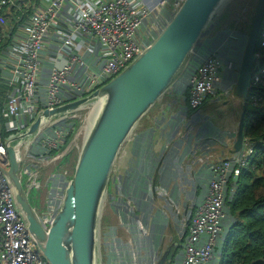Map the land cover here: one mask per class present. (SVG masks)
I'll use <instances>...</instances> for the list:
<instances>
[{
  "label": "built area",
  "instance_id": "obj_1",
  "mask_svg": "<svg viewBox=\"0 0 264 264\" xmlns=\"http://www.w3.org/2000/svg\"><path fill=\"white\" fill-rule=\"evenodd\" d=\"M41 1V8L28 12V6L19 0H0V39L9 38L11 46L7 54L0 55L4 60L0 68L8 71V86L17 90L0 107V264H48L30 236L28 224L17 208L13 189L3 173L9 169L4 132L21 133L32 124L39 111L53 110L103 87L158 37L164 26L160 24V9L170 5L173 17L185 0H162L156 9L143 7L138 0ZM248 2L253 6L250 11L253 14L256 0H247L243 11ZM12 13L14 25L7 19ZM257 49H264V18ZM259 62L261 57L256 53L255 67H259ZM238 64V60H229L219 50L206 56L188 79L189 108L197 112L210 98L217 97V88L223 84L222 73L232 68L238 73ZM46 69L49 74L42 84ZM260 73L264 75V68ZM74 114L42 125L34 137L17 147L18 176L21 182L26 179L28 201L46 230L62 196H51L49 188L43 196L38 194L42 168L61 160V154L55 155L56 158L53 154L72 130L69 123L77 121ZM3 120H6L5 125ZM61 123L68 124L57 129ZM253 147L244 139L235 157L213 166L207 193L187 224L178 264H211L214 260L215 244L226 230L223 224L227 219L226 191L241 170L250 166L255 154ZM55 177L59 183L63 179L53 174L48 182Z\"/></svg>",
  "mask_w": 264,
  "mask_h": 264
},
{
  "label": "water",
  "instance_id": "obj_2",
  "mask_svg": "<svg viewBox=\"0 0 264 264\" xmlns=\"http://www.w3.org/2000/svg\"><path fill=\"white\" fill-rule=\"evenodd\" d=\"M228 2L185 0L158 37L119 75L91 95L53 110L41 111L25 131L6 142L9 169L3 173L13 189L17 208L28 224L30 236L48 264H98L100 212L120 152L157 102L189 75L202 40ZM263 18L264 0H256L234 83L235 96L244 101L233 145L234 154L243 146L245 100L252 88ZM91 102H95L96 112L90 125L86 126L72 177L46 230L30 205L18 176L17 147L34 137L42 125L79 112ZM71 149L72 141L61 156ZM166 257L167 253H164L154 264H165Z\"/></svg>",
  "mask_w": 264,
  "mask_h": 264
},
{
  "label": "crops",
  "instance_id": "obj_3",
  "mask_svg": "<svg viewBox=\"0 0 264 264\" xmlns=\"http://www.w3.org/2000/svg\"><path fill=\"white\" fill-rule=\"evenodd\" d=\"M20 1L22 5L28 6V12L35 11L43 5L41 0ZM138 3L143 7L153 9L160 7L161 0H138ZM159 15L162 18V24L166 26L172 18L171 6L161 8ZM12 17L13 13L7 19L8 23L14 25V20H11ZM224 33L225 31H221L216 36L217 38L213 39L212 45L209 41L197 50L189 75L173 90L163 96L140 121L132 137L123 146L113 169L116 172L113 192L115 196L109 198L108 203L105 205L106 219L109 221L105 226L114 225V219L118 216L120 224L129 226L133 238H136L133 226L135 220L138 223L141 222L144 233L147 229L148 233L153 229H157L158 232L162 231L160 238L156 236L150 243L154 247V252L151 254L150 259H148L147 252L145 258L147 264H150L153 255H156L154 257V260H156L158 256L160 258L164 253H167V261L172 250L175 251L179 243L181 257V249L187 235V226L183 227L180 216L184 212L188 214L185 208L192 206L198 190L202 189L204 196L207 193L213 166L225 159L236 156L233 153V145L243 102L235 96L233 91L237 73L235 69L232 68L227 71L231 74L225 73L222 75V86L228 85L229 91L226 92L224 88V95L210 98L202 111L191 110L187 103V82L190 75L210 52L215 51ZM10 47H3L0 50V55L7 54ZM216 50L221 53L220 47ZM229 52L235 54L237 50L235 48L229 49V51L225 49L222 54H228ZM49 53L53 54V51L50 50ZM0 62H4V60L0 58ZM9 69L10 67H8ZM48 69L45 71L46 76L42 84L47 81ZM8 76V71H2L0 68L2 81H6ZM12 93L16 94L17 90L12 88L10 94ZM183 102L186 104L187 109L189 108V111L196 115L188 118V116L182 114ZM2 123L5 125L6 120H3ZM18 134L6 130L3 134L4 140L7 142ZM42 169H44L43 172L46 170V168ZM65 171L66 173L52 170L51 174L48 175L49 177L56 173L63 176V180L59 185L57 183L50 186L51 196L59 195L63 197V192L73 173L68 170ZM42 182H44L43 179L41 182L39 181V183ZM22 185L26 189L27 183L22 182ZM42 190L43 187L40 188L38 193L40 196L45 193ZM128 197L133 199L134 209H130V211L136 215L137 219L129 213L127 206L124 204V199H119L116 202L118 208L114 206V199H127ZM155 217H157V222ZM177 217L178 221L172 226V221L174 222ZM137 230L140 232L137 236L141 241L143 232L140 228ZM172 234L178 238V241L174 242ZM103 236L107 241L106 236ZM143 238L144 245H146L145 234ZM114 241L118 246L119 253L124 254L127 251L124 242L119 239ZM133 248V246H130L131 250ZM132 253L134 252H130L129 257L119 264H128L133 256ZM110 255L111 251L109 249L108 252L105 241H103L100 250L102 264H109V258L110 260L113 259ZM133 262L135 261L133 260Z\"/></svg>",
  "mask_w": 264,
  "mask_h": 264
},
{
  "label": "trees",
  "instance_id": "obj_4",
  "mask_svg": "<svg viewBox=\"0 0 264 264\" xmlns=\"http://www.w3.org/2000/svg\"><path fill=\"white\" fill-rule=\"evenodd\" d=\"M238 1L240 2H236L233 8L228 9L230 26L239 21L246 6V0ZM20 3L22 2L20 1ZM245 24L243 21L238 22L239 31L243 30V26L244 29L248 27L249 24ZM9 44V38L1 37L0 50ZM257 53L261 57V63L254 69L252 88L245 100L246 117L244 122V139L254 143L257 154L251 158L250 166L241 170L240 176L230 182L226 191L224 209L227 219L223 224L224 227L227 226L224 233L227 236V241L223 244L222 238L217 240L214 248V260L211 261V264H264V193L259 198L255 197L257 190H264V75L260 73V70L264 68V49H257ZM227 56L231 58L235 55L229 52ZM237 59L239 61V58ZM237 59L235 60L237 61ZM7 81H2L0 78V107L11 93ZM200 111L202 110L198 112ZM73 123H69L71 131H75L79 127L77 121ZM73 135L74 132H70L64 144L54 151V154L56 152L57 155L62 154L71 143ZM73 151L71 149L66 152L53 171L66 172L65 170H68L72 173L77 159V154ZM230 188L236 189L235 194L229 193Z\"/></svg>",
  "mask_w": 264,
  "mask_h": 264
},
{
  "label": "rangeland",
  "instance_id": "obj_5",
  "mask_svg": "<svg viewBox=\"0 0 264 264\" xmlns=\"http://www.w3.org/2000/svg\"><path fill=\"white\" fill-rule=\"evenodd\" d=\"M236 2H240V1L229 0V2H228L229 4L227 5V3H226V6L223 7V10L215 17V19H214V21H213V23L209 29V32L207 33L205 38L202 40V43L200 45V48H201L206 42H209V41L211 42V45H212L213 39L221 31L222 32L225 31V33L223 35V39L220 41L219 45H217V48L220 47L221 54L223 53V51L225 49H227L229 51V49L235 48L237 50V52L234 54L235 55L234 57L229 58V56H226L225 54H223L229 60H235V59L240 57L242 48L244 46L245 37L248 34V31H249L250 25H251V20L253 17V14L250 13L253 6L250 5L248 2L247 3L248 7H247L246 11H243V13H241V16L239 18V21H243L246 24H249L248 27L246 29H244V26H243V30L239 31L240 30V28H238L239 27V25H238L239 21L234 22V24L232 26H230L231 21H230V18L228 16V9L233 8L236 5ZM246 2H247V0H246ZM156 8L157 7H155L154 9H156ZM227 17H228V19H227ZM162 23L163 22H162V18H161L160 24H162ZM237 28H238V30H237ZM222 48L224 49L223 51H222ZM210 53H212V52H210ZM260 63L261 62H259L258 65H260ZM225 73L231 74V72L225 71L222 73V75H224ZM224 88H225L226 92L229 91V86L225 84L224 86L217 88L218 95H224ZM233 91H234V87H233ZM207 102H206V104H207ZM181 109H182L181 113L188 116V118H191L192 116L196 115L195 113L192 114L189 111V108L187 109L186 104L184 102H183V107ZM238 109H239V107H238ZM95 112H96L95 102H91L90 105H88L84 109L80 110L79 112H76L73 115L74 120H77V123H79L80 124L79 126L81 127L80 131H78L76 129H75V131H70V128H68L70 132H74L73 139H72V150H74L73 152L75 154L79 153V150H80V148L84 142V139H85V133L87 132L86 126L88 124L90 125ZM67 124L68 123H61L60 126L57 125L58 126L57 129H60L63 126H66ZM52 131L55 134V130H52ZM68 133L69 132H67V134ZM57 154L58 153L56 152L53 155V158H56L55 155H57ZM58 160L59 159L55 160L51 165H48L46 167V170L42 173V175H43L42 179L44 182L39 184L40 187H43L42 192H46V188L47 189L50 188L49 185L52 182H53V185H55L57 183L59 185V181L56 180L58 178H56V177L54 179H52V181L48 182V179L50 178V176L48 177V175L51 174V172L53 170L52 168H54L56 166V164L59 162ZM63 173H66V172H63ZM54 174L57 175L56 173H54ZM112 174H113L111 176L112 180H111V183L109 184L110 186L108 187L107 194H106V197L103 201L102 209L100 212V221H99L100 223H99V229H98V264H102L101 256H100V250H101L103 241H105L108 252H109V249L111 251L110 257L111 256L113 257V259H111V260L109 258V264L121 263L122 260L129 257L130 252H134V253H132L133 256L129 260L128 264H147L146 259H145L147 256V252H148V259H150L151 254L154 252V247H152L150 245V243L152 242L153 238H156V236L160 238L162 231L158 232L157 229H153V230H151L150 233H148L149 231L147 229L146 233H144V231H143L144 228H143L141 222L138 223L135 220L133 223V226L135 228L136 238H133L134 236L132 235L131 230L129 229V226L126 224H120L118 216H116L114 219L115 220L114 225L105 226V224L109 223V221L106 219V209H104V208H105L106 203H108L107 202L108 199L109 198L111 199L113 196H115V195H113L114 194L113 192L115 189V174H116V172L113 171ZM22 182L24 184H26V179L24 178L22 180ZM262 193H264L263 189L257 190L255 197L259 198L260 196H262ZM119 199H124L123 200L124 204L127 206L129 213L132 214L130 209H134V206L132 204L133 199H131L129 197L127 199L126 198L114 199L113 202H114V206L116 208H118L116 202H118ZM203 199H204V192L202 189H200L197 191L196 196L194 197L192 206L191 207L188 206L187 208H185V210L188 211L187 212L188 214H186L184 212L180 216L181 223H182L183 227L187 226V224L189 222V218L191 217V215L193 213H195L196 209L201 205ZM132 215H134V214H132ZM134 216L137 219L136 215H134ZM155 220L157 222V217H155ZM187 220H188V222H187ZM177 221H178V217L176 218V220L174 222L172 221V226ZM226 227L227 226H225V229H227ZM138 228H140L141 232H143L141 241H140V239H138V236H137L140 233L137 230ZM128 231H129V233H128ZM144 234H145V244L146 245H144V238H143ZM103 235L106 236L107 241H106V239H104ZM172 238L174 239V242L178 241V238L174 234H172ZM115 239H117V240L119 239L120 241L124 242V244L126 246V250H127L124 254L121 255V253H119V251L117 250L118 246H116V243L114 241ZM222 239H223V244H224V242L227 241V236L224 235L222 237ZM130 246L134 247L133 250L130 249ZM179 247H180V243L178 244V246H176L177 249L175 251H174V249L172 250V253L169 256V258L167 259L165 264H178L179 263V261H180ZM154 257H156V255H153L150 264H154L155 261L158 260V258H159V256H158V258H156V260H154ZM133 260L135 262L132 263Z\"/></svg>",
  "mask_w": 264,
  "mask_h": 264
},
{
  "label": "clouds",
  "instance_id": "obj_6",
  "mask_svg": "<svg viewBox=\"0 0 264 264\" xmlns=\"http://www.w3.org/2000/svg\"><path fill=\"white\" fill-rule=\"evenodd\" d=\"M210 54H211V53H210ZM225 55L227 56V54H225ZM207 56H208V55H207ZM237 60H238V59H237ZM239 60H240V57H239ZM254 69H255V68H254ZM235 80H236V78H235ZM251 143H252V142H251ZM252 144L254 145V143H252ZM253 149H254V152H255V154H253V156H254V155L257 154V152L255 151V148H254V147H253ZM240 151H241V150H240ZM237 154H238V153H237ZM237 154H236V155H237ZM253 156H252V157H253ZM232 189H233V192H231V193H232V194H235L236 189H235V188H232ZM224 235H225V234H224ZM224 235H223V236H224Z\"/></svg>",
  "mask_w": 264,
  "mask_h": 264
},
{
  "label": "bare ground",
  "instance_id": "obj_7",
  "mask_svg": "<svg viewBox=\"0 0 264 264\" xmlns=\"http://www.w3.org/2000/svg\"><path fill=\"white\" fill-rule=\"evenodd\" d=\"M89 125V124H88ZM86 134V133H85Z\"/></svg>",
  "mask_w": 264,
  "mask_h": 264
}]
</instances>
